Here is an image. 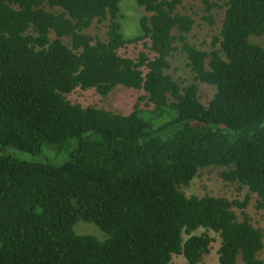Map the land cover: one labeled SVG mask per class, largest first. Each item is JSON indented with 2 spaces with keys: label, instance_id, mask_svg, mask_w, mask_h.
<instances>
[{
  "label": "trees",
  "instance_id": "obj_1",
  "mask_svg": "<svg viewBox=\"0 0 264 264\" xmlns=\"http://www.w3.org/2000/svg\"><path fill=\"white\" fill-rule=\"evenodd\" d=\"M207 17L219 6L202 0ZM213 49L192 45L182 0H136L150 12L123 31V0H0V264H200L219 234V264H264V228L244 201L188 195L203 167L259 195L264 210V0H220ZM108 21L107 39L86 30ZM143 41L136 58L118 51ZM182 43L194 81L168 72ZM200 83L217 87L208 104ZM124 85L128 113L68 98ZM58 158V160H52ZM97 224L107 238L80 234ZM203 229L201 232H197Z\"/></svg>",
  "mask_w": 264,
  "mask_h": 264
},
{
  "label": "rangeland",
  "instance_id": "obj_2",
  "mask_svg": "<svg viewBox=\"0 0 264 264\" xmlns=\"http://www.w3.org/2000/svg\"><path fill=\"white\" fill-rule=\"evenodd\" d=\"M217 2L218 0H213ZM219 6L211 11V15L215 22H211L207 17L210 14L205 9V4L202 0H182L178 5L177 11L182 14L190 15L195 20V25L188 36V41L205 50L213 49V41L216 37L221 36L223 20L225 17V6L219 0ZM121 10L123 13V31L127 37H136L140 34V18L143 15H150V12L145 8L140 7L136 0H123L121 3ZM108 21L100 23L95 22L86 31L91 35L107 39ZM251 40L264 46V36H253ZM177 49L171 57V67L168 70L174 78L183 86L194 81V74L188 65V57L186 51L182 47V43L177 42ZM142 50L148 51L143 41L132 42L118 51L121 55L136 58ZM217 91V87L208 83H200V98L208 104ZM144 94V90L130 88L124 85L117 86L108 96H102L94 88L90 89H76L73 93L68 94V98L75 103H79L85 107L94 106L111 110L115 113H130L138 99ZM58 160V158L52 159ZM227 167H203L199 170L196 177L188 185L184 186L183 190L188 195H215L225 196L231 200L238 199L244 201L249 195L250 200L245 209L237 207V214L243 219L241 212L246 211L250 215L252 222L256 226L264 228V210L259 209L257 202L259 195L250 191L247 186H242L239 183H232L226 181L222 177L223 171L228 170ZM75 229L80 234H92L104 240L107 234L97 224L79 221ZM203 229L197 231L201 232ZM212 236L215 237L212 251L200 264H219L218 249L220 246L221 238L218 233L211 231ZM264 259V249L260 254ZM238 264H246L242 257H238ZM170 264H188L184 255H175Z\"/></svg>",
  "mask_w": 264,
  "mask_h": 264
}]
</instances>
